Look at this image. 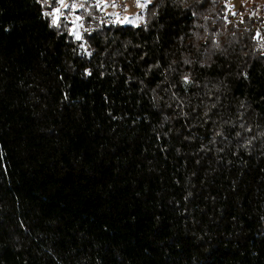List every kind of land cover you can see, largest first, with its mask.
Returning <instances> with one entry per match:
<instances>
[{"label":"trees","instance_id":"16d2710c","mask_svg":"<svg viewBox=\"0 0 264 264\" xmlns=\"http://www.w3.org/2000/svg\"><path fill=\"white\" fill-rule=\"evenodd\" d=\"M229 1L89 0L77 40L0 0V264H264V3Z\"/></svg>","mask_w":264,"mask_h":264},{"label":"rangeland","instance_id":"374dc122","mask_svg":"<svg viewBox=\"0 0 264 264\" xmlns=\"http://www.w3.org/2000/svg\"><path fill=\"white\" fill-rule=\"evenodd\" d=\"M87 1L89 0H63L65 5H69V6L75 5V7L73 8H68V7L61 8L60 13L58 14L59 17H64L65 20L69 22L70 24L69 30L73 37H75L73 33L78 32L81 36V30L89 27V25L83 23L82 16L74 12V10H77L79 8L88 7ZM92 1L96 5V7L98 9L100 8V11H103V14L107 16L106 19L107 22L126 24L128 22L124 21V17H128L129 20H132L133 23H128L132 25H138L143 21V12L145 7H138L137 0H92ZM150 1L152 0H149V2ZM242 1L243 0L229 1L228 11L231 17L235 18L237 16V10ZM260 1H261L260 3H264V1L262 0ZM58 3L59 2H57V4ZM113 3H115L117 7H112L111 5ZM140 3L143 4L144 0H140ZM98 4L100 5L99 7L97 6ZM104 5H108V6L105 7ZM60 7L61 6L59 4L56 8H60ZM114 13L118 14V16L114 15ZM77 17H79L80 19L77 20ZM90 27H92V25Z\"/></svg>","mask_w":264,"mask_h":264},{"label":"snow or ice","instance_id":"6c2138e0","mask_svg":"<svg viewBox=\"0 0 264 264\" xmlns=\"http://www.w3.org/2000/svg\"><path fill=\"white\" fill-rule=\"evenodd\" d=\"M54 2H55V0H54ZM149 2V0H144V3L143 4H141L140 3V0H137V6L138 7H146L147 6V3ZM44 3H48V0H44ZM59 3H60V8H56V9H54V11H53V13H51V15H53V20H52V24L55 26V25H57L58 24V21H59V16H58V14L60 13V11H61V8H64V7H68V8H73V7H75V5H71V6H69V5H65L64 4V2H63V0H59ZM81 6H83V5H81ZM98 7L100 6L99 4L97 5ZM105 7L106 6H108V5H104ZM112 7H117V5L115 4V3H113L112 5H111ZM126 10V9H125ZM235 14V13H234ZM45 15H50L49 13H45ZM114 15H117L118 16V14H115L114 13ZM80 18L79 17H77V20H79ZM124 21L125 22H128V23H133V21L132 20H129V18L128 17H124ZM242 22V21H241ZM74 35H75V37H76V39L77 40H79V39H81V36H80V34L78 33V32H76V33H73ZM81 47H83V45H81Z\"/></svg>","mask_w":264,"mask_h":264}]
</instances>
